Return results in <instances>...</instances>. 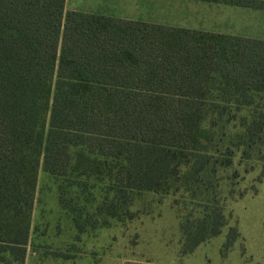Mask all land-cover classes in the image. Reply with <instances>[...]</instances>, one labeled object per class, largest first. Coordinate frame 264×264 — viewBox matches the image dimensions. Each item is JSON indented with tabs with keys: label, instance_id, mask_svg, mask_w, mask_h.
Masks as SVG:
<instances>
[{
	"label": "trees",
	"instance_id": "16d2710c",
	"mask_svg": "<svg viewBox=\"0 0 264 264\" xmlns=\"http://www.w3.org/2000/svg\"><path fill=\"white\" fill-rule=\"evenodd\" d=\"M244 109L248 139L264 143V39L0 0V255L24 257L40 166L65 175L81 146L105 159L80 154L89 164L116 163L117 193L167 194L184 166L200 181L218 162L204 122ZM210 210L182 252L221 233Z\"/></svg>",
	"mask_w": 264,
	"mask_h": 264
},
{
	"label": "rangeland",
	"instance_id": "374dc122",
	"mask_svg": "<svg viewBox=\"0 0 264 264\" xmlns=\"http://www.w3.org/2000/svg\"><path fill=\"white\" fill-rule=\"evenodd\" d=\"M230 1L154 0L152 18L264 38V9ZM251 119L250 109L215 118V126L207 119L204 124L212 133L206 147L218 152V162L208 166L211 172L200 181H185L191 164L184 166L185 177L173 182L167 194L117 193V168L111 171L116 163L89 164L79 155L105 159L81 146L71 149L65 175L40 166L24 257L2 254L0 264H264V143L248 139ZM96 166L104 171L97 173ZM208 209L222 210L226 225L182 252L186 228L192 229ZM232 229L235 239L229 242Z\"/></svg>",
	"mask_w": 264,
	"mask_h": 264
},
{
	"label": "crops",
	"instance_id": "0c3cea01",
	"mask_svg": "<svg viewBox=\"0 0 264 264\" xmlns=\"http://www.w3.org/2000/svg\"><path fill=\"white\" fill-rule=\"evenodd\" d=\"M186 1H190V2H186ZM185 3H193V0H185L183 4ZM66 4L67 6H69L70 10H74V11L95 13V14L111 16L119 19L149 22V23L158 22V24H164L159 22H165V21H157L152 18V16L155 15L154 0H66ZM185 7H189V5H185ZM164 25L183 27V26L171 25V24H164ZM184 28L196 29L194 27L192 28L184 27ZM197 30H204V31L222 33L228 35H237L231 33L216 32L207 29H197ZM237 36L264 39L261 38L260 36L258 37L255 35H248V36L237 35Z\"/></svg>",
	"mask_w": 264,
	"mask_h": 264
}]
</instances>
